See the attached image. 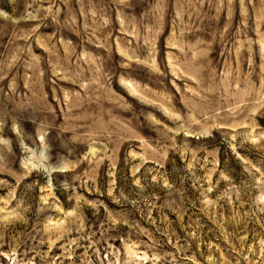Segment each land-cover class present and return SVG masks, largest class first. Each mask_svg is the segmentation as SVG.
Segmentation results:
<instances>
[{
    "label": "rangeland",
    "instance_id": "1",
    "mask_svg": "<svg viewBox=\"0 0 264 264\" xmlns=\"http://www.w3.org/2000/svg\"><path fill=\"white\" fill-rule=\"evenodd\" d=\"M0 264H264V0H0Z\"/></svg>",
    "mask_w": 264,
    "mask_h": 264
}]
</instances>
